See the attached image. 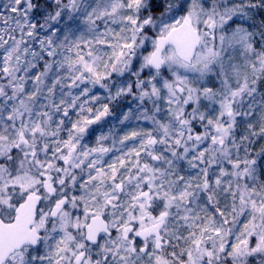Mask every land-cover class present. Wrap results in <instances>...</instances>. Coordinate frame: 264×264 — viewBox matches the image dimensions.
<instances>
[{
	"label": "snow or ice",
	"instance_id": "1",
	"mask_svg": "<svg viewBox=\"0 0 264 264\" xmlns=\"http://www.w3.org/2000/svg\"><path fill=\"white\" fill-rule=\"evenodd\" d=\"M0 264H264V0H0Z\"/></svg>",
	"mask_w": 264,
	"mask_h": 264
}]
</instances>
